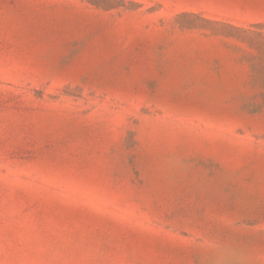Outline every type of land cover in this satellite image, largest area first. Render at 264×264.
Instances as JSON below:
<instances>
[{"label":"rangeland","instance_id":"374dc122","mask_svg":"<svg viewBox=\"0 0 264 264\" xmlns=\"http://www.w3.org/2000/svg\"><path fill=\"white\" fill-rule=\"evenodd\" d=\"M0 264H264V0H0Z\"/></svg>","mask_w":264,"mask_h":264}]
</instances>
